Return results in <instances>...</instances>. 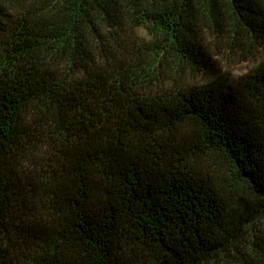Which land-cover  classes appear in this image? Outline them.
<instances>
[{"label":"trees","instance_id":"1","mask_svg":"<svg viewBox=\"0 0 264 264\" xmlns=\"http://www.w3.org/2000/svg\"><path fill=\"white\" fill-rule=\"evenodd\" d=\"M263 51L264 0H0V264H264Z\"/></svg>","mask_w":264,"mask_h":264},{"label":"rangeland","instance_id":"2","mask_svg":"<svg viewBox=\"0 0 264 264\" xmlns=\"http://www.w3.org/2000/svg\"><path fill=\"white\" fill-rule=\"evenodd\" d=\"M138 37H147L146 31L142 28H137L134 31ZM264 56V51L262 52ZM261 57V56H260ZM215 65L218 67L217 75L224 78L226 83L234 84L237 76L243 73L250 65L254 63V56L244 57L239 52L224 51L217 52L214 55Z\"/></svg>","mask_w":264,"mask_h":264}]
</instances>
